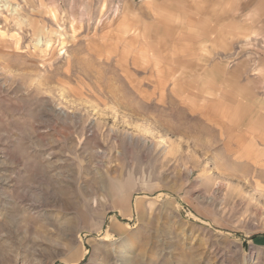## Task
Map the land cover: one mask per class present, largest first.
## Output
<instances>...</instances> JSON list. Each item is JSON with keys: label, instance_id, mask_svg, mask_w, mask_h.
<instances>
[{"label": "rangeland", "instance_id": "rangeland-1", "mask_svg": "<svg viewBox=\"0 0 264 264\" xmlns=\"http://www.w3.org/2000/svg\"><path fill=\"white\" fill-rule=\"evenodd\" d=\"M0 264H264V0H0Z\"/></svg>", "mask_w": 264, "mask_h": 264}, {"label": "crops", "instance_id": "crops-1", "mask_svg": "<svg viewBox=\"0 0 264 264\" xmlns=\"http://www.w3.org/2000/svg\"><path fill=\"white\" fill-rule=\"evenodd\" d=\"M142 39H143V40H142ZM144 40H145V37H142V38H141V35H137L136 38L133 39L134 42H139V44H141V45H143ZM134 42L131 41V42L128 43V45H130L131 43L133 44ZM145 43H146V42H145ZM179 85H180L179 82L174 81V86H179ZM226 105H229V104L227 103ZM226 105H225V106H226Z\"/></svg>", "mask_w": 264, "mask_h": 264}, {"label": "bare ground", "instance_id": "bare-ground-1", "mask_svg": "<svg viewBox=\"0 0 264 264\" xmlns=\"http://www.w3.org/2000/svg\"><path fill=\"white\" fill-rule=\"evenodd\" d=\"M127 256H128V255H126V257H125V261H127V260H128V259H127Z\"/></svg>", "mask_w": 264, "mask_h": 264}]
</instances>
